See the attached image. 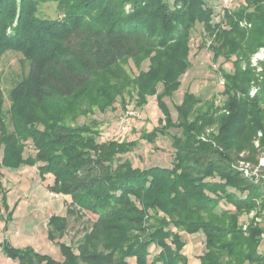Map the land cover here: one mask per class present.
Masks as SVG:
<instances>
[{
	"label": "trees",
	"instance_id": "trees-1",
	"mask_svg": "<svg viewBox=\"0 0 264 264\" xmlns=\"http://www.w3.org/2000/svg\"><path fill=\"white\" fill-rule=\"evenodd\" d=\"M49 2L57 17L38 14ZM214 16L207 0H0V58L14 50L29 63L9 93L10 126L0 89L2 201L9 207L2 166L36 165L42 178L54 176L52 192L71 198L66 215L50 216V240L64 238L69 215H97L74 244H59L62 260L8 241L4 254L19 264H189L186 232L204 234L201 264H264V227L240 225L243 213L264 212V167L253 175L238 164L259 165L264 156V60L259 71L251 62L264 47V0ZM198 24L215 61L236 55L234 69H220L222 103L188 90L174 120L165 98L192 65ZM128 61L137 75L126 71ZM126 93L137 107L156 96L164 124L141 138L170 137L171 166H136L123 156L138 140H102L98 119L79 122L115 109L118 98L126 108ZM29 142L35 152L25 155Z\"/></svg>",
	"mask_w": 264,
	"mask_h": 264
},
{
	"label": "rangeland",
	"instance_id": "rangeland-1",
	"mask_svg": "<svg viewBox=\"0 0 264 264\" xmlns=\"http://www.w3.org/2000/svg\"><path fill=\"white\" fill-rule=\"evenodd\" d=\"M207 1L215 9L214 21L222 20L226 9L232 10L246 4V0ZM38 14L50 18L57 17L56 3L49 2L40 5ZM209 44V38L204 35L203 25L198 24L192 31L190 43V61L192 65L182 76V84L179 90L172 97L165 98L166 105L174 120L177 119L178 114L176 106L182 102L184 94L188 90L204 99H215L216 103H222L224 100L222 94L224 84L221 83L220 69L232 71L236 55L232 57V61H225L223 58L215 61ZM262 60H264V47H261L252 56V65L256 66L258 71L262 68ZM124 66L131 76L139 73L133 61H128ZM143 68H147V62L144 63ZM28 70L29 63L21 52L9 50L0 58V89L5 96V121L7 124L9 123V126L10 120L7 113L11 105L9 93L19 81L27 76ZM159 89L161 90V86H159ZM253 89L255 88H251L250 94ZM126 98L129 101L126 108L122 107L120 98H118L115 109L104 112L96 110L91 116H82L79 122L84 123L91 118H95L101 123V136L108 135V138L118 137L121 140H138V144L133 151L123 156L131 159L136 166H171L174 148L170 137L158 133L153 142L141 138L143 131L150 133L156 127H161L164 124L162 121H165V114L157 104L156 96H149L148 103L143 107L136 106L135 95L130 96L126 93ZM128 108L138 109L140 116L134 119V122L126 131L124 130L123 133L116 136L114 133L118 129L119 118ZM209 131L214 132V128L211 127ZM170 132L175 133L176 130L172 129ZM261 136L262 132H259L253 141L257 147L260 144ZM27 145L24 154L34 153L35 151L30 142ZM4 151L5 147L0 152L1 162L4 161ZM238 164L247 174L258 175L261 172L260 167H264V156L261 157L259 165L254 161L242 160H239ZM1 170L4 175L3 185L6 188L9 207L5 206L2 201V194H0V264H19L18 260L9 258L2 251L1 244L5 241L19 247L31 246L42 254L62 260L63 255L59 244L62 242L74 244L84 235L87 229L91 228L97 215L91 212H84L80 216L76 214L69 215L64 238L60 239V242L52 241L48 236L50 216L54 213L66 215L71 200L70 196L52 192L50 187L54 185V176L47 174L45 178H42L36 165H4ZM253 220L256 223L260 222V225L264 227V212L259 213L258 209H254L251 212L243 213L240 216V225L244 230H247L248 226L254 223ZM183 239L186 241L185 251L189 255V264H201L199 256L205 251L204 234L184 232ZM260 250L264 252V236L260 244Z\"/></svg>",
	"mask_w": 264,
	"mask_h": 264
},
{
	"label": "built area",
	"instance_id": "built-area-1",
	"mask_svg": "<svg viewBox=\"0 0 264 264\" xmlns=\"http://www.w3.org/2000/svg\"><path fill=\"white\" fill-rule=\"evenodd\" d=\"M221 83L224 84V79L222 78ZM257 92V89H253L252 90V95H254ZM140 116V111L138 109H134V108H128L124 113H122V115L119 118V125H118V129L116 130V132L114 133V135L118 136L121 133H123V131L127 130L128 127H130L132 125V123L134 122V119L136 117ZM102 140H106L108 139V135H102L101 136ZM264 236V234H263Z\"/></svg>",
	"mask_w": 264,
	"mask_h": 264
},
{
	"label": "crops",
	"instance_id": "crops-1",
	"mask_svg": "<svg viewBox=\"0 0 264 264\" xmlns=\"http://www.w3.org/2000/svg\"><path fill=\"white\" fill-rule=\"evenodd\" d=\"M59 214V213H58ZM19 247V246H18ZM7 256V255H6Z\"/></svg>",
	"mask_w": 264,
	"mask_h": 264
}]
</instances>
